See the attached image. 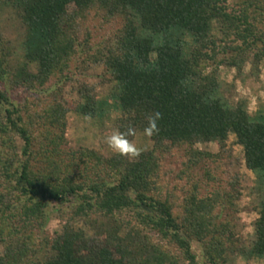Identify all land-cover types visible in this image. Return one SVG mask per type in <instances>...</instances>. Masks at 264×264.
I'll return each instance as SVG.
<instances>
[{"label": "trees", "instance_id": "16d2710c", "mask_svg": "<svg viewBox=\"0 0 264 264\" xmlns=\"http://www.w3.org/2000/svg\"><path fill=\"white\" fill-rule=\"evenodd\" d=\"M228 2L0 0L24 27L16 72L0 32V264H228L238 253L232 224L218 213L239 197L238 176L228 173L225 188L207 173L214 189L201 195L191 173L215 157L196 144L216 142L222 153L233 134L246 168L264 177V101L256 113L245 99L228 102L217 73L249 53L254 64L264 60V0H239L237 9ZM94 23L112 29L110 38H96ZM98 64L110 76L119 131L143 132L148 114H162L138 159L62 151L67 112L99 109L78 77ZM76 82L78 99H66ZM179 150L174 172L163 154ZM184 181L192 184L181 190ZM50 208L62 222L52 233ZM258 215L249 253L264 257V200Z\"/></svg>", "mask_w": 264, "mask_h": 264}, {"label": "rangeland", "instance_id": "374dc122", "mask_svg": "<svg viewBox=\"0 0 264 264\" xmlns=\"http://www.w3.org/2000/svg\"><path fill=\"white\" fill-rule=\"evenodd\" d=\"M238 1L229 0L230 8L237 9ZM259 27L264 29V24L259 25ZM111 30L109 27H100L97 23H94L93 26L94 35L99 40L109 39ZM0 32L12 48L10 64L13 71L16 72L23 65L24 51L22 49V41L24 38V27L14 9L0 7ZM214 34L216 37L220 36L218 32ZM220 45L222 44L220 43ZM218 47L220 50L221 46ZM73 65L76 66V61ZM212 65L214 66V64ZM73 69L75 70V67ZM30 70L35 71L34 65ZM217 73L220 82V93L228 102L237 103L241 99H245L249 113H256L259 107L262 108L264 101V60L254 64L249 53L244 60H240L239 67L221 65L217 68ZM78 77L79 82L87 83L91 87L93 95L100 106H98L99 109L96 111L95 116L92 117L78 114L75 111L67 112L64 131L65 143L62 146V151L88 148L101 151L104 155L109 156L114 152L103 143V138L112 131L119 130L118 119L120 117V112L114 108L113 102L109 100L112 93V83L105 82V80L110 76L104 70V67L98 64L85 68L82 75ZM79 84L76 82L73 87L68 86L66 88V99H78L75 90ZM8 90L10 91L9 88ZM131 140L143 149L153 146V142L143 132H137ZM17 142L19 146L22 145L19 138H17ZM195 147L200 151L215 155L212 159H205L191 169V173L194 176L193 182L199 183L203 189H206L201 190V195H203L204 191L209 193L214 189V183L209 181L207 173H211L215 180L220 185L223 184L225 188H227L228 173L232 176H238L239 197L234 199L232 207L218 210L221 221L227 219L231 222L234 235L238 240L239 251L236 255L228 256V264H264V257H257L249 253V248L254 238L255 221L259 217L258 210L260 203L264 200V177L246 168L242 149L236 144L233 134L229 135L222 153L216 142L198 143ZM183 154L182 150L173 152L171 156L163 154L162 164L166 167H173L174 172H177L181 167L180 158ZM218 154H223L224 159L220 160ZM168 180L173 185L175 183L173 182L174 175H170ZM191 184L192 181H184L180 184V189H188ZM177 185H179V182H177ZM183 194L184 192L180 193L181 196ZM68 211L66 210V215H68ZM59 214L56 209L50 208V218L46 228L48 232L52 233L60 228L62 222ZM191 250L199 261L203 260V248L199 242L192 240Z\"/></svg>", "mask_w": 264, "mask_h": 264}, {"label": "clouds", "instance_id": "9594fccd", "mask_svg": "<svg viewBox=\"0 0 264 264\" xmlns=\"http://www.w3.org/2000/svg\"><path fill=\"white\" fill-rule=\"evenodd\" d=\"M161 118L162 114L158 111L147 115V125L143 129V133L146 137L150 138L159 133L158 121ZM135 135L136 129L132 125H129L124 132L114 130L109 135H106L103 138V143H105L112 152L132 161L138 159L144 151L143 148L137 146L136 143L129 139V137Z\"/></svg>", "mask_w": 264, "mask_h": 264}]
</instances>
